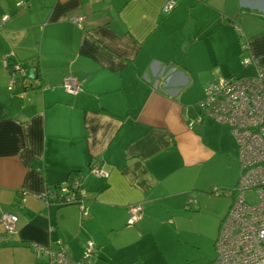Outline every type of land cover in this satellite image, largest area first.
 <instances>
[{"label": "crops", "instance_id": "1", "mask_svg": "<svg viewBox=\"0 0 264 264\" xmlns=\"http://www.w3.org/2000/svg\"><path fill=\"white\" fill-rule=\"evenodd\" d=\"M20 1L0 0V213L17 217L0 264H47L33 246L58 243L78 262L87 240L86 264H211L200 246L196 259L174 250L173 229L196 217L212 242L230 205L211 189L235 186V141L199 101L218 77L253 75L244 59L264 67V0H174L168 14L167 0ZM16 64L35 78L9 90ZM67 75L78 94L62 89ZM73 177L86 217L41 199ZM132 204L143 215L128 226Z\"/></svg>", "mask_w": 264, "mask_h": 264}, {"label": "built area", "instance_id": "2", "mask_svg": "<svg viewBox=\"0 0 264 264\" xmlns=\"http://www.w3.org/2000/svg\"><path fill=\"white\" fill-rule=\"evenodd\" d=\"M27 1L21 0L19 5L25 6ZM196 1L203 3L207 0ZM175 6L174 0H167L162 12L168 14ZM82 20V17H77L73 22L81 28ZM235 28L238 29V26ZM11 56V53L5 55L6 58ZM242 65H251L254 74L218 77L205 86L199 101L202 116L230 129L238 152V178L235 186L230 189H211V194L215 196H232L217 230L215 257L211 264H264V67L257 59L248 58L242 61ZM10 72L9 90L17 83L35 78L33 68H23L18 64ZM61 87L71 95L81 91L80 82L72 75L63 77ZM195 120L200 122L201 116ZM192 122H189V127ZM89 170L95 177L103 178L107 175L98 162L91 164ZM247 194H252L253 202L246 200ZM24 199L25 193H21L17 202L22 204ZM41 199L45 205H74L79 209L81 217L88 215L86 200L78 191L76 177L46 192ZM194 203L192 198H187V205ZM142 215L140 204L129 205L126 225L133 226ZM16 223V215L0 213L3 228L0 242L15 234ZM33 250L37 257L44 256L47 264H86L95 252V245L87 240L82 259L78 262L70 260L59 243L55 247L33 246Z\"/></svg>", "mask_w": 264, "mask_h": 264}, {"label": "rangeland", "instance_id": "3", "mask_svg": "<svg viewBox=\"0 0 264 264\" xmlns=\"http://www.w3.org/2000/svg\"><path fill=\"white\" fill-rule=\"evenodd\" d=\"M246 200L248 202H253L254 197L252 194H247ZM182 224L184 225V231L179 228V234H177L173 229V249L188 252L193 255V258H197L198 252L196 247L200 246L203 250H205L208 259L212 261L215 257L214 242L216 237L212 242H210L209 238L205 239V235L202 234L204 231L207 233L206 235L210 234L211 229L208 227V225L205 226L202 220L196 217L192 218L190 221L184 220ZM179 239H182V241H188V243L192 244L193 247L191 248V246L180 244ZM193 264L196 263L194 262Z\"/></svg>", "mask_w": 264, "mask_h": 264}, {"label": "trees", "instance_id": "4", "mask_svg": "<svg viewBox=\"0 0 264 264\" xmlns=\"http://www.w3.org/2000/svg\"><path fill=\"white\" fill-rule=\"evenodd\" d=\"M28 87V86H27ZM24 88H26V87H24Z\"/></svg>", "mask_w": 264, "mask_h": 264}]
</instances>
